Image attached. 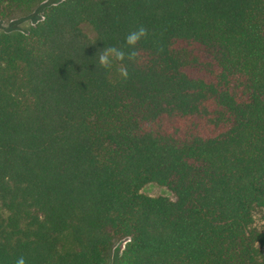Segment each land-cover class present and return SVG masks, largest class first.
<instances>
[{
  "label": "trees",
  "instance_id": "1",
  "mask_svg": "<svg viewBox=\"0 0 264 264\" xmlns=\"http://www.w3.org/2000/svg\"><path fill=\"white\" fill-rule=\"evenodd\" d=\"M258 219L264 0H62L0 32V264H111L123 240L116 264H264Z\"/></svg>",
  "mask_w": 264,
  "mask_h": 264
},
{
  "label": "rangeland",
  "instance_id": "2",
  "mask_svg": "<svg viewBox=\"0 0 264 264\" xmlns=\"http://www.w3.org/2000/svg\"><path fill=\"white\" fill-rule=\"evenodd\" d=\"M61 1L62 0H46L34 12L27 16L18 17L12 20L0 19V32H9L14 30L28 31L32 25L38 23L44 18V12L47 7L57 4ZM83 28L91 37L94 38L96 36L95 31L88 24H84ZM142 192L151 196H168L174 198V194L170 189L154 182L145 185L142 189ZM257 224L259 227L264 228V225L260 219L257 220ZM126 242L127 240H123L115 246L111 264L117 263L118 257L121 255Z\"/></svg>",
  "mask_w": 264,
  "mask_h": 264
},
{
  "label": "clouds",
  "instance_id": "3",
  "mask_svg": "<svg viewBox=\"0 0 264 264\" xmlns=\"http://www.w3.org/2000/svg\"><path fill=\"white\" fill-rule=\"evenodd\" d=\"M146 35H147L146 29H144L143 27H140L138 30H136V31H134V32L129 34V36L127 37V43H128L129 46L134 48L136 43L139 40H141L143 37H145ZM112 53H115L116 57L118 59H123L124 58V53L123 52H119L116 49H111L109 52H105L104 54L100 55L99 62H100V65L102 67L107 68L110 65V63H111L110 55ZM133 54H134V52H133ZM17 264H25L24 259L20 258L17 261Z\"/></svg>",
  "mask_w": 264,
  "mask_h": 264
}]
</instances>
